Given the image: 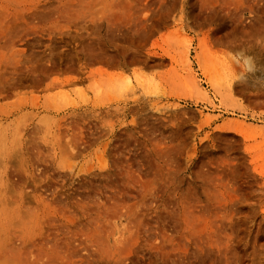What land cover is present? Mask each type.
<instances>
[{"label": "rangeland", "instance_id": "374dc122", "mask_svg": "<svg viewBox=\"0 0 264 264\" xmlns=\"http://www.w3.org/2000/svg\"><path fill=\"white\" fill-rule=\"evenodd\" d=\"M0 264H264V0H0Z\"/></svg>", "mask_w": 264, "mask_h": 264}]
</instances>
